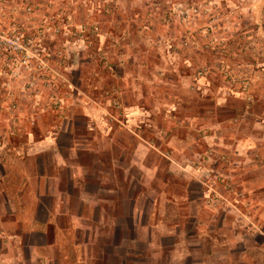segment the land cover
I'll list each match as a JSON object with an SVG mask.
<instances>
[{
	"label": "rangeland",
	"instance_id": "374dc122",
	"mask_svg": "<svg viewBox=\"0 0 264 264\" xmlns=\"http://www.w3.org/2000/svg\"><path fill=\"white\" fill-rule=\"evenodd\" d=\"M262 89L264 0H0L4 171L56 135L40 261L264 264Z\"/></svg>",
	"mask_w": 264,
	"mask_h": 264
},
{
	"label": "crops",
	"instance_id": "0c3cea01",
	"mask_svg": "<svg viewBox=\"0 0 264 264\" xmlns=\"http://www.w3.org/2000/svg\"><path fill=\"white\" fill-rule=\"evenodd\" d=\"M261 94L263 97L260 99L264 101V89L261 90ZM141 107L142 106L140 103H125V118L128 124L136 123L137 118L142 116L140 115ZM259 123H261V121H259ZM55 136L56 135L48 139L44 138L43 140L31 137L29 148L27 150L26 156L24 157L25 161L20 162V166L15 165L14 167L9 168L8 173H11L10 175H12L15 179H18L19 177L22 178L21 175H24L22 179H25L26 181L22 182L23 186H21V190L18 182H9L10 180L8 181V173L7 171H4L3 166L0 164V168L3 170L2 174L4 173L3 176H0V264H44V261H40L38 257L39 249L43 247L51 249L55 248V246L57 245L54 238L52 242L48 240V242L44 244L36 241V236H47V232H43L45 231L43 230V227L46 229L48 228L49 224L38 219V213L40 208L42 207L43 198V195L41 194V174L37 177L38 186L36 192L34 190V199L32 201V204L30 203L31 200L29 198V194L27 193L29 191L28 188H30L27 173H34L35 175L36 168H38L37 170H39L38 158L40 155H42L43 152L46 151V147L53 149L55 152ZM244 149L245 148H241L242 151ZM145 150L147 151L146 148ZM23 165L27 166L28 169L33 168L32 172H22L21 167ZM56 165H64L57 155ZM116 168L117 167L114 165L113 170L115 171ZM144 172L145 174H147V176H149V173L152 174V171L147 167H145ZM5 178L8 182H5ZM52 196L54 198H58L59 203L66 204L68 202L69 195L62 194L61 191L52 193ZM81 202L87 203L89 201L83 199L81 200ZM63 209L65 210H62L61 212L59 211L60 213L57 214L58 216L62 215L64 217H69L71 220L77 221L82 219L80 213L73 214L68 209H66V205L63 206ZM52 215L53 213H50L49 217H51ZM52 228L55 229L54 227ZM53 231L55 232V230ZM24 236L31 237V242H25ZM24 252L27 253V257L24 255Z\"/></svg>",
	"mask_w": 264,
	"mask_h": 264
},
{
	"label": "built area",
	"instance_id": "2783aa9c",
	"mask_svg": "<svg viewBox=\"0 0 264 264\" xmlns=\"http://www.w3.org/2000/svg\"><path fill=\"white\" fill-rule=\"evenodd\" d=\"M96 31H97V29H96ZM84 37V36H83ZM86 38V37H85Z\"/></svg>",
	"mask_w": 264,
	"mask_h": 264
}]
</instances>
